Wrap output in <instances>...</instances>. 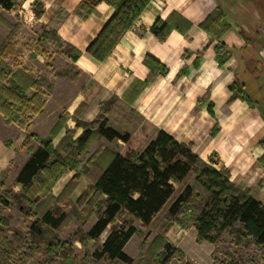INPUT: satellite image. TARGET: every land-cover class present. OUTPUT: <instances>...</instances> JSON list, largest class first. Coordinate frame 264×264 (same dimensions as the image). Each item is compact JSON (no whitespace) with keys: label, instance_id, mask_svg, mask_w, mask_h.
I'll return each mask as SVG.
<instances>
[{"label":"trees","instance_id":"1","mask_svg":"<svg viewBox=\"0 0 264 264\" xmlns=\"http://www.w3.org/2000/svg\"><path fill=\"white\" fill-rule=\"evenodd\" d=\"M103 1L114 8V13L87 49L101 62L151 2L84 0L79 6L80 17L87 19ZM23 2L0 0V7L18 12ZM32 9L40 18L45 12L44 3L37 1ZM6 25L10 33L0 45V114L7 125H16L25 132L24 145H30L31 140L38 145L28 149L29 156L13 180L19 191L12 187L4 189V178L0 181V188L4 189L0 203L17 204L26 224V230L10 228V218L0 212V264H30L38 257L41 264H132L124 248L133 236L143 234L134 225L135 221L148 227L159 219L164 221L162 234L147 249L145 264H168L175 255L183 257L167 237L174 224L184 226L182 216L196 229L199 243H216L227 233L235 247L253 245L264 258V204L254 199L249 188L234 184L228 169H216L212 165L217 163L215 159L209 163L202 160L190 144L178 142L159 130L145 149L122 155L109 146H100L91 153L92 145L99 139L109 143L128 142L144 120L117 98L105 101L92 121L85 117L90 107L82 103L72 116L76 122L74 128L68 127L70 115L64 113L45 139L29 133L35 117L44 112L53 87L42 75L21 63L15 39L19 26L8 22ZM201 26L215 39H220L230 28L220 8ZM172 30L168 20L158 19L151 27L160 40ZM34 42L37 54H44L48 46H53L54 52L67 56L73 65L61 75L77 80L79 73L74 64L81 52L63 43L52 23L41 27ZM223 62L224 58H219V64ZM145 64L153 73H167L155 58L147 56ZM116 114L120 121L115 118ZM62 129L65 134L55 145L54 139ZM10 142H6L7 147L12 146ZM72 172L75 174L56 196L54 188ZM8 175L7 170L2 173V177ZM83 181L88 185L77 195ZM178 186L182 188L178 190ZM67 206L70 211H66ZM166 207L167 212L162 216ZM93 216L96 222L90 231L77 229L67 240L60 237L71 218L87 222ZM107 230L108 236L100 243ZM76 242L83 245L93 242V247L78 259L73 256Z\"/></svg>","mask_w":264,"mask_h":264},{"label":"crops","instance_id":"2","mask_svg":"<svg viewBox=\"0 0 264 264\" xmlns=\"http://www.w3.org/2000/svg\"><path fill=\"white\" fill-rule=\"evenodd\" d=\"M37 1L45 7L40 18L32 9ZM83 1L24 0L18 12L0 7V45L10 33L6 22L19 26L15 34L19 51L27 32L36 37L43 25L52 23L63 43L81 52L74 64L79 73L76 81L61 75L71 70L73 63L64 54L54 53L65 60L66 66L53 79L43 75L53 88L33 128L41 124L46 138L64 113L70 115L68 127L74 128L72 116L82 103L90 107L85 117L92 121L101 105L115 97L144 118L128 142L101 139L115 144L120 154L145 149L158 130L164 131L178 142L190 144L202 160L209 163L215 159L217 163L212 165L216 169H228L234 184L249 188L254 199L264 204V0H151L102 62L87 49L114 8L103 1L83 19L79 15ZM217 8L230 25L220 39L201 26ZM24 13L27 17L33 14L31 26L26 25ZM158 19L168 20L173 29L164 40L151 31ZM147 56L161 63L167 73H153L145 64ZM219 58H224L222 64ZM1 118L0 114L3 130L7 125ZM115 118L121 120L118 114ZM64 134L62 129L54 139L55 145ZM23 140L17 144L23 145ZM3 142L0 136V178L14 162L10 156L13 147ZM72 176L65 175L58 182L54 191L67 178L57 195ZM87 185L83 181L77 195Z\"/></svg>","mask_w":264,"mask_h":264},{"label":"rangeland","instance_id":"3","mask_svg":"<svg viewBox=\"0 0 264 264\" xmlns=\"http://www.w3.org/2000/svg\"><path fill=\"white\" fill-rule=\"evenodd\" d=\"M38 35L39 34H36V37H38ZM36 37L32 35L30 31L27 32V36H25L24 37L25 39H23L22 41L23 46L20 47L21 49L20 61L23 65L28 67H31L30 65L32 64L33 67H31V69L34 68L33 71L36 72L37 74L39 72H42L43 73L42 76L44 75L50 79H53L55 76L59 75L61 68L66 66V62L59 55L53 56L55 53L53 46H48L49 48L47 47L46 52H44V54H37L36 53L37 43L31 42L32 40H35ZM39 55L41 57H38ZM1 119L2 122H4L5 120L4 117ZM34 125H35V120L29 130V133H33V134L35 133L41 139H45L43 133L46 131L44 130L42 125L40 124L39 126H36V128L35 127L33 128ZM9 126H11V128H7ZM7 127L4 128L3 130H0V136L3 137L4 140L3 143H5L6 141H11L10 142L12 144L11 147L13 148H11L10 150V154H11L10 156L13 158L14 162L13 164H10L8 167L9 169L8 176L2 177V173L4 171L1 173L0 181L1 179L4 178V181L6 183L4 189L12 187L17 192L19 191V187L13 184L15 175L19 170L20 166L28 158L29 156L28 149L30 147H36L38 145V142L35 140H31L30 145H24V144L18 145L17 143L23 140V135H25V132L23 131L24 132L23 133L22 131H20L21 129L19 130L16 125H7ZM2 145L4 146V144ZM110 145L104 140L99 139L92 145L91 153H94L100 146H109L112 149L115 148L118 149V147H116L115 144H110ZM14 148H18V149H14ZM70 174L74 175L75 173L72 172ZM66 180L67 178H64L60 182L56 190L54 191L56 196L59 189L62 187V184ZM180 188H182V186H178V190H180ZM4 189L0 188V196ZM194 202H195V198L193 199V203ZM167 207L163 211L162 216L167 212L166 210ZM66 211H70V207L67 206ZM0 212L10 218V225H9L10 228L18 227L21 228L22 230H26V224L23 221L24 218L23 213L17 204L13 202H9V204L3 205L0 203ZM126 219H128L129 221L128 217H126ZM182 219L185 222L184 226L179 227L178 224H174L173 228L174 227L176 228L174 230L172 228L173 231L170 230V232L167 234V237L169 241L172 244H174L183 253V257H179L178 255H175V257L168 264H264V258L262 252H260L255 246L249 245L245 248H240L237 246L235 247L232 244L231 238L227 233H224L216 243H210V242L199 243L197 241L196 229L192 226L189 220L186 219V217L182 216ZM95 222H96L95 216H93L87 222L81 221L76 217H73L70 219L69 225L61 230L60 237L64 240L65 239L67 240L69 236H71L77 229H82L84 232H88L91 230ZM163 223H164L163 219H159L156 223L152 224L151 226L142 227V225L138 221H135L134 225L138 229H142L143 234L133 236L128 241V243L124 248V252L131 258L132 264L146 263L145 254L147 252V249L149 248L152 241L158 235L162 234L161 227ZM181 230L183 231L182 234H181L182 232ZM108 233L109 231L107 230L101 236L99 240L100 243H102L106 239ZM145 240L146 243H144ZM92 247H93V242H90L86 245L81 244V242H76L74 244L75 253L73 256L80 259L83 256V254L86 251L91 250ZM40 260H41L40 257H38L35 260L31 261L30 264H41Z\"/></svg>","mask_w":264,"mask_h":264},{"label":"built area","instance_id":"4","mask_svg":"<svg viewBox=\"0 0 264 264\" xmlns=\"http://www.w3.org/2000/svg\"><path fill=\"white\" fill-rule=\"evenodd\" d=\"M23 15H24V18H25L26 25L31 26V21H33V14H31L30 17H27V15L25 13Z\"/></svg>","mask_w":264,"mask_h":264}]
</instances>
